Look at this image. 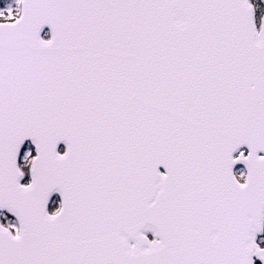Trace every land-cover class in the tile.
I'll use <instances>...</instances> for the list:
<instances>
[{"label":"snow or ice","instance_id":"snow-or-ice-1","mask_svg":"<svg viewBox=\"0 0 264 264\" xmlns=\"http://www.w3.org/2000/svg\"><path fill=\"white\" fill-rule=\"evenodd\" d=\"M262 153L264 0L0 9V264H264Z\"/></svg>","mask_w":264,"mask_h":264},{"label":"rangeland","instance_id":"rangeland-1","mask_svg":"<svg viewBox=\"0 0 264 264\" xmlns=\"http://www.w3.org/2000/svg\"><path fill=\"white\" fill-rule=\"evenodd\" d=\"M257 2L259 3V0H257ZM8 5H11L13 8L16 7V0H0V9L6 8ZM259 12H258V16H259ZM244 173L243 169H239L237 170V177L238 179L240 178V174ZM243 182V180H241ZM7 224L9 223V221H6ZM12 224H14L13 222H11Z\"/></svg>","mask_w":264,"mask_h":264},{"label":"water","instance_id":"water-1","mask_svg":"<svg viewBox=\"0 0 264 264\" xmlns=\"http://www.w3.org/2000/svg\"><path fill=\"white\" fill-rule=\"evenodd\" d=\"M45 29H49V30H50V32H51V29H50L49 27H47V26H46V27L44 28V30H45ZM44 30H43V31H44ZM42 33H43V32H42ZM262 155H264V153H262ZM238 166H244V165H238ZM244 168H245V166H244ZM161 170H163V171H164V169H163V168H161ZM245 170H246V168H245ZM246 172H247V170H246ZM11 216H12V215H11ZM13 217H14V216H13ZM14 218H15V217H14ZM15 219H16V218H15ZM16 220H17V219H16ZM149 233H151V232H149Z\"/></svg>","mask_w":264,"mask_h":264},{"label":"trees","instance_id":"trees-1","mask_svg":"<svg viewBox=\"0 0 264 264\" xmlns=\"http://www.w3.org/2000/svg\"><path fill=\"white\" fill-rule=\"evenodd\" d=\"M6 221H9V222H12V220L11 219H5V218H3V223L5 224V225H7V222Z\"/></svg>","mask_w":264,"mask_h":264}]
</instances>
